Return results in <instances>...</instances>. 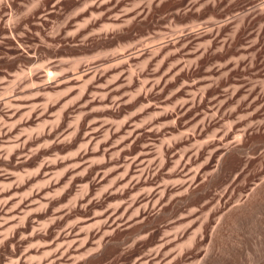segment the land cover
I'll return each instance as SVG.
<instances>
[{"label":"bare ground","instance_id":"bare-ground-1","mask_svg":"<svg viewBox=\"0 0 264 264\" xmlns=\"http://www.w3.org/2000/svg\"><path fill=\"white\" fill-rule=\"evenodd\" d=\"M104 1L105 2L101 1L99 3H95L94 5L93 3H90V5L91 7L93 6L94 9H99L101 8L100 3L107 2L106 0ZM109 1V3H111V0ZM117 1L116 3H119L121 0L119 2ZM139 1H137V3L134 2L132 7L130 6L131 11H129V7H120L125 9V11H123L124 13L117 12L118 16L120 15L119 18L123 14L122 19L124 23L122 24L121 22H116L117 24L113 23V20L115 19L114 17L117 16V14L115 15L113 13L114 15H109V20L112 18V16H114L112 23L119 26H116L117 30L115 29L116 31H118V33H121V31H123L124 33V30L131 29L136 23H138L137 25H139V22H143L145 24L151 23L153 22L154 18H156L157 15H155L154 12L160 5L161 0H145L148 2L145 6H137L145 2L144 0L141 3ZM199 1H189L190 3H187L186 7H178V9L176 10L180 11V9L182 10L186 8L184 13L185 16L199 15L200 9L204 5L205 7L203 8L210 10V13L212 12V14H216V16L217 14L221 13V9H219L218 6L219 2H216V0H210V2L209 0H207L202 3H200ZM243 1L245 0H232L234 9L237 10L239 6H243ZM58 2L56 0H51V5L45 9L42 8L44 9L43 13L39 12L37 20V24L39 25L38 29L41 28V24L43 26V23L47 22L54 15L56 11L54 8L58 4ZM127 3L129 5V3L131 2ZM173 3H175V1H173ZM245 4H247V2ZM125 5L127 4L125 3ZM115 6L118 7V5ZM136 6L139 7L138 10L133 11L134 8L137 9ZM251 7L249 6L248 8ZM107 8L106 11L109 10L110 12V8ZM159 8L161 9V6ZM85 9L87 8L85 7ZM176 10H174V15L177 16L179 12ZM81 11L83 14V12H86L88 10ZM92 11H90V14ZM204 11L207 13L206 10H203L202 12ZM58 13L60 14V12ZM97 13V17H100V14H102L101 11L100 13L96 12V15ZM172 13L173 11L170 12V15ZM237 13L240 12L238 11ZM75 14H81V12H77ZM94 14L90 15V18H87H94L96 16H93ZM182 14L183 12L181 13V15ZM214 15L212 16L214 17ZM76 16L77 15H75V19L77 18ZM118 16L116 18H118ZM228 16L230 17V15ZM11 17L12 15H9L6 12L0 13V22L3 24V26H1V29H3V31L7 29L11 30L13 29V27H15V25H13L14 23H12L14 22V19L12 20ZM97 17L95 19L96 21L98 19ZM84 18H82L83 21L89 20L87 18ZM231 18L233 20L230 19L228 21L231 22L232 20L231 23L233 25L232 27L230 26L231 33H228L227 36L226 34L223 35V31L227 25L218 23L220 21L217 22L219 25H215L216 27L214 28L210 27L211 29L209 28L207 30L205 29L207 27H204V29L201 28L202 30L199 28L200 31L197 30V32L195 33H202L198 35L189 34L191 31L194 32L195 28L193 29L191 27H188L186 29H188L189 31L190 28V31L187 32L189 35L186 34L185 36H181L185 34L184 32L186 29H183L182 32L184 34L180 32L181 35L176 36L175 34H178L182 29L177 30L178 32L176 30H173V32L171 31L168 33V31L171 30L170 28L166 31L167 34L170 35L172 33V35H175L178 38H176V40H173L175 36L172 38V35H170L172 41H170L171 38L169 37L170 40L168 42L166 40H168L169 38L165 40L166 42H163L164 40H161L165 39V37L167 36V34H165L166 32L163 31L162 28L161 30L158 29L159 31L157 30V32H155V30L153 32L157 34H159L158 32H160V35L161 33L165 32V35L163 34L164 38L162 36H157V40V37H155L156 34L154 35L151 33V35H148V37L154 36V41H156L157 43H154L151 46V43L154 42L153 40L149 42L150 40L148 39L146 40L148 42H142V40L138 39L137 41L138 46L141 45V43L144 46L143 43L145 42V46L150 44L151 49H149L150 46H146L149 50L144 46L142 48H145V50L143 49L142 51H140L141 53H139L138 51L140 49L139 47H137L138 51H136L138 52V54L137 52H135V50H131V54H133V52H135L136 54L130 55V53H128L129 56L127 55V59L125 57V60L123 61L121 60V58H118L119 61H116V58V63L114 60H112V57L115 55V51H117V54L120 55L119 49L121 50L122 48H116L114 46L117 50L113 47V50H111L112 56L110 57V59L106 57L107 49L106 51H104L105 55L103 54L104 52H100V57L99 54L98 57L94 56L95 60L97 58L101 59V57H105L104 60H102V63L97 64L98 68H95L96 65L95 67L91 66L92 68H95H93L94 70H88V65L86 63H88V61L90 60L88 58L86 59L87 56L85 57V55L83 62L87 60L85 63L87 67L84 66L87 68V70L84 67L83 69H81L80 61L82 60V58L79 57H77L78 59L74 57V60H71L72 67L70 65V68L75 69L74 71H71L72 73L63 72L67 70L70 71L69 66L67 70H63L66 69V66L64 68H62L63 66L61 67V70L63 71L59 70V72H57V70H55V72H57L55 73V76L50 75L53 69L56 68L53 65L46 67V71L44 70L43 73L44 75H38L35 74V72H33L34 74L25 73L27 71L23 72L22 69L21 75L22 73H25L23 77L26 81H30V83L33 84H31L32 87L36 84L41 83V81L38 82L36 80H40L42 78L52 80L54 79L53 82L51 81L54 84L50 86H43V83L40 84L41 86L37 85L38 87L36 89L38 91H36L35 89L34 94L29 93L30 99H28V94H26V96H24L23 94V96L26 98L28 96L27 99L23 96H20L21 100L23 101H21L20 98H18L19 96L17 97V95L15 94L16 98L19 100L16 101L14 97V106L13 103H8L9 100H7V102H3L4 104L7 103L5 106H8L9 104V106L11 105V107H13H10V109L8 110H4L5 112L2 113L4 116L2 118L3 124H0V151H2L3 147L5 149L4 154H0V166H2L0 168H4L3 170L6 171L4 173L0 171V264H80L78 262V259L81 256L84 257V255L86 258V254L88 255V253L89 255L87 257L92 256L95 257V259L110 252H115L117 253L115 254L116 256H120V249L122 244L130 239V236L134 231H136L137 229L141 230L140 234L136 233L137 235H139H136L137 240L133 238L135 241L140 240L139 238L142 239L140 235L145 238L147 234L149 235V233L147 232L146 236H144L143 234L145 233L141 234L142 231L149 230L150 228L148 226L151 223V225L153 226L155 220L164 216L163 214H167L169 204L179 205L182 203L184 205H187L186 203L191 200H203L205 193L208 191L207 187L211 190L212 186L210 187V183H212L215 179L222 180V176L227 171L233 172V175L231 174L232 177L227 184L228 188L223 187L225 189H223L218 194L214 193L216 195L213 194L214 196H211L212 199L210 197L208 198L209 201L211 199L210 203L213 205L208 210L209 213L206 211V214L208 213V215L205 216V218L202 216L203 219L200 222L201 225L199 224L195 227V220L197 221V219H199V216L197 218L198 212H195L193 210L199 211V208L195 209L198 207V205L197 207H195L196 205L193 204L194 206L191 207L192 209L190 207L188 209V212H190L189 214H183L181 212V214L184 215L182 216L179 213L181 215H179L180 217H187L189 215V218H191L190 221H192V223L190 221L189 222L192 224V226H190L191 224L189 223L190 227H186L188 221L187 223H185V226L183 225L184 223L180 224L179 227L181 228L179 229H182L183 226L187 229L185 230L183 228V231L178 229L179 231H182L180 235L175 233L174 238H169V230L167 231L168 233L166 237L161 236L163 238H158V244H156L155 247L153 246L154 249L151 247V250V248L149 247L148 249L150 251L147 253H132L128 258L121 259L118 264H175L176 260L178 259L177 257H179L178 255H184L185 251L183 252L182 250L183 247L186 246V243L187 246L189 245L188 248L201 243V239L204 237L197 236L195 232L200 233V231L204 229L203 231L206 233L209 226V220H207L206 217L210 218L209 216L219 214L220 217L218 218H223V222L227 227L232 223L237 224L235 222L241 220L242 216L246 215L247 213L249 215V212L254 209L255 205V210L258 207V204L261 205V200L264 199V175L261 176V172H258L256 174L259 175V178L257 180L254 179V182L252 183L248 182L249 179L247 166L253 161L254 158L253 155H250L253 153L251 149H254L251 147L252 145L248 150L252 134L258 133L261 131V129L264 128V55L262 54V48L264 45V0L259 1L253 6V8L247 9L242 14H236ZM172 19L174 18L172 17ZM100 20H102V18ZM159 20L160 17L157 20V23ZM19 21L20 19L15 21L16 26L19 25ZM83 21H81L80 19L81 23H78L79 21L76 20V23L74 21V25H76L77 23L78 26L84 24ZM215 21H217V19L215 20V18H213L212 22H214V24L216 23ZM228 21L223 22V20H221L222 23H226ZM68 22L65 23L67 24ZM87 22H85L84 26L87 25ZM110 22L106 23H109L110 25ZM103 23H101V25ZM106 23L103 24L105 28L109 26L106 25ZM143 23L140 24L143 25ZM66 24H64L65 28L67 27ZM89 24L91 25L93 24V22L90 21ZM250 24H257V28H255L256 30H252L254 33H251L252 31L248 29V26ZM114 25H111L110 27ZM209 25H212L211 21ZM81 26L83 27V25ZM81 26L77 27L76 25V28H79L76 31H74L75 29L68 31H73L74 34H78L80 33V30L87 29V27H83L85 28L83 29ZM43 27H45V25ZM62 28L60 27L61 32ZM92 29L93 33L95 32V30H97L95 28ZM106 30L103 31L105 32ZM68 31L63 32L62 36L60 37V41L66 44L73 41L75 36L72 32L69 33ZM174 31L177 33H175ZM100 32L98 33L100 34ZM104 32H101V34ZM107 33L105 34L107 35ZM21 34L23 35V33ZM55 35L57 36L59 35V33L47 36V40L49 42H52L56 39ZM86 35H89V31ZM86 35H82L84 44L86 41L85 38L88 37H86ZM92 35L93 34H91V36ZM134 35L135 34H133V36ZM244 35H254L255 38L252 40L250 39L251 41L247 40L249 42L247 43V41H245L246 43L243 44V38L247 37H243ZM107 37H105L106 40ZM113 37L115 38L114 35ZM140 38L144 40L145 36L144 38L140 36ZM41 39L43 40V38ZM119 39L118 41H120ZM13 40L15 41V44L14 46H11V53L13 55L12 57L15 61L17 60L19 62H30L29 60H33L37 50L42 47V45L41 47L38 45L39 43L35 44L34 42V44L30 45L25 44L23 36L21 35H18V37L14 36ZM44 40H46L45 37ZM106 40H103L105 41V44ZM110 40L112 39H109L108 41ZM159 40L161 41L160 44L158 42ZM202 40H207V42L203 41L202 44ZM140 41L141 43H139ZM44 42L46 43L47 41ZM49 42L47 43L49 44ZM137 42L136 40L133 41V43L135 44ZM162 42L165 44H163ZM128 43H130L131 49L133 45H137L132 44L131 41H128ZM98 44L100 45V42ZM155 44L157 45V47L152 49ZM193 44H199V46L201 44L204 46V48L203 46H201V48L199 46L195 47V45L192 48ZM92 45L94 44L92 43ZM125 49L130 50V47H125ZM51 51H53V49ZM57 52L58 51H55L56 54ZM109 52L110 50L107 53L108 56L111 55V53ZM210 52L214 54V56H223V54L227 52H232L234 54H239V57L237 56V58L230 54L231 59L228 58V60L231 61L232 58H234L233 61L228 62V60H225V62L228 63L224 64V62L221 63L220 60V62H215V64L221 63L220 65L213 68L212 66H209L210 69L207 72L208 74H221L220 76H222L225 73V77L222 76V78H219L220 76H214L208 78V76L206 75L204 77H206L207 79H204V77L202 76L203 78L199 77L202 80L198 78L199 81L193 83H191L190 81H188L190 83H186L185 80L181 82L182 85H179V83L178 85L180 88H177V83L180 80L186 78V76H188L189 74H193L196 70V66L198 67L199 63L204 62V60H201V58L204 57L205 59L206 57H208V53L209 55L211 54ZM95 53H97V51ZM244 53L249 54H246L249 57L248 62H246L247 56ZM120 57L123 58V55ZM63 58L64 57H61L60 59L61 61H63L62 65L66 64L65 61L67 63H70L69 59L71 58H64L65 60ZM142 58L146 59L143 61H139V64L141 65L140 68L143 66L142 68L144 69H139L140 71L138 70L135 74V70L133 71V69H135L136 67L134 66L133 69H131V67L135 64L136 61ZM92 59L94 60V58ZM98 59L97 61H99ZM93 60L90 62H93ZM182 60L187 62L188 64H184ZM111 61H113V63H111ZM192 61H194V63H192ZM133 62L134 64H132ZM103 63H105L106 66L99 67V65H102ZM206 64H208V61ZM44 65L45 64H43V66ZM59 65L60 64H58V67ZM37 66L38 68H40L39 64ZM247 66H251L252 68L254 66L256 68L255 72H253L252 74L254 78H256L255 80L260 81L259 84L258 81H256L257 83H254L253 81L255 80L253 79L252 83L251 81L244 80L245 78L239 79L238 77H234L235 74L242 72L243 69L245 70ZM209 67L207 65L206 68L208 69ZM251 67L248 70H251ZM17 71L13 74L15 76H20V72ZM60 71L63 73H61ZM244 74L242 75L245 76ZM20 77L23 78L22 76ZM20 77L17 76L15 78H19L20 80ZM136 77H138V80ZM216 78L217 80L219 79V82H215L217 84L216 86H212L214 82H210L211 84L209 83L211 86L207 84L208 79H210V81H214L216 80ZM251 78H253L252 75ZM12 79H10L12 82H8L9 84H13L14 82L17 83V79L16 81ZM139 79H142L143 81L141 80L142 82H140ZM3 80H5L6 82L7 77ZM3 80L1 78L0 81L2 82ZM47 81L45 80L44 82ZM21 82H18L19 85L21 84ZM34 82H36V84ZM15 83V86L12 85L11 88H15L17 86ZM30 83H28L29 85L26 84L28 86H22L24 88H20L19 90H25V86L26 89L30 88V90H32V87H29L31 86ZM225 85L229 86V91L227 90V86L223 87ZM5 86L3 85V87H5L4 90H6H0V92L3 91L0 96L6 93L7 89L10 87L9 85ZM58 86L66 87L67 89H65L67 91L69 90L68 93L66 90L64 91L67 95L62 94V96L64 97L65 95V97L59 101L60 98L58 94H60L59 92L62 93V91H54L55 93H57L52 94L54 92L50 93L51 90L50 92L48 90L47 92L49 93V96L55 95L57 96L56 98H59L57 99L58 102L56 103V101L54 100L56 99L55 96H53L54 98L51 96V99H53L50 100V97L44 96L45 94H48L44 91V93L42 92L44 94L42 97H45L46 99L49 98L48 100L50 102L55 101V103L48 104L49 102L46 100L48 103L44 106L43 102H41L43 106L41 105L39 107L43 108H37V106H39L38 104H41L38 101L40 99L38 97L40 94L39 91L46 89L47 87L57 88ZM174 86H176V89H174L175 91L171 89ZM219 87H223L224 89L222 88L223 90H218ZM0 88L2 89V86ZM11 88L9 89L12 92L13 89L11 90ZM198 88H200V91H196ZM15 89H17V87ZM75 92H77V97H75V95L72 96ZM168 92H170V94ZM170 95L171 97H168ZM178 97L182 98V100L180 98L178 99ZM68 98L71 100L68 101ZM173 98H177V100L175 99V103L173 102L174 105H172L171 103L168 105L170 100ZM178 100L181 101L178 102ZM4 101H6V99ZM36 102L38 104H35ZM44 103L46 102L44 101ZM136 105H139V107H137L138 109L140 108V110L138 111L134 108V110H132L133 112H130V110ZM166 106L168 109H166ZM170 106L172 107L169 109ZM56 107H58V109H56L57 111L55 113L56 115H58L56 116V119L53 118L56 121L48 119L47 122L46 118L50 115L52 117L54 116L53 110ZM4 108L2 107V109ZM126 112H130L128 117L124 116ZM2 114L0 116V119L2 117ZM20 115H24L25 117L19 119V122H13L14 119ZM122 115V120L121 118L120 120L117 119L119 121L115 120V118H118ZM108 117H112V119L115 121L113 122V120L111 121L109 119V122ZM124 117H126V119H124ZM144 117L145 120L142 119ZM146 119L148 121H146ZM229 119H232V121H229ZM141 120L142 123H140ZM44 121H46V123ZM226 121H229L230 123L232 122V124ZM49 122L50 124L52 123L50 126ZM225 122L226 126L227 123H229L228 126L230 125L229 128L231 129L227 128L228 126L226 127L225 124L224 126L222 125ZM253 122H257V124L254 125L255 123ZM44 123L46 125L48 124L49 127L45 128L46 125ZM66 123L68 124L66 125ZM221 126H223L224 128L226 127L227 129L225 128V130L223 127V129H220L219 127ZM34 128L37 129V132L35 131V133H33V130H35ZM23 130L24 132H22ZM29 130H31L32 132H30ZM210 130L212 131V134H209L208 137V133L206 134V132ZM206 136L207 138H205ZM257 142L253 143L254 146H256ZM39 143H43L42 145L44 146H39ZM33 144H37V147L42 148L39 150L37 147H32ZM259 145H261V143ZM75 146L77 147L73 150ZM29 147L33 149L36 148V150L34 149L35 151L33 152V149H30L33 153H29L28 155V152L25 151H27ZM262 150L264 151V149L259 150L260 153H262ZM48 151H51V153L52 151H55V157L50 158V156L48 155ZM24 152L27 153V155ZM22 153H24L25 155H22ZM19 155H22V157L20 156L21 159L18 157ZM47 156L49 157V159H47ZM262 156H264V153H262L261 157ZM41 157H45L46 160ZM17 158H19L20 160L17 161ZM256 159L258 158L256 157ZM260 161L262 160L260 159ZM263 161L261 166H263ZM22 166H34V170L31 168L27 169L25 167L27 172L24 173L26 174L24 175L23 172H20L19 169ZM25 168H23V170H25ZM18 169L19 171L15 173V171ZM251 170L252 168L250 169V171ZM254 170L255 169H253V171ZM169 176L177 177L178 180L177 178H175V180L177 181H171L173 180V177L171 179L166 178L165 180H163L164 177ZM161 179L164 183L161 181ZM167 179L169 180L167 181ZM225 179L227 178L225 177ZM165 181H167L169 184ZM170 182L178 183H175V185H173L172 183V185H170ZM76 188L78 189L76 190ZM229 188L236 189L237 191L239 197L238 199L235 198L237 201L236 202L234 200L235 203H233L234 201L232 202L230 200L233 197H229L228 195L227 189ZM52 194H54V196L57 195V198L51 197ZM232 194L233 193H230L231 196ZM66 198H69L71 200V203L70 200L68 201L70 204L67 202L68 206H66L65 203V205L61 204ZM262 201L264 202V200ZM204 202V205L210 204ZM182 204L181 206H184ZM174 208L177 207L175 206ZM173 210L171 209V211ZM191 211L193 212L191 213ZM253 212H251V214ZM170 214L172 213L170 212ZM45 216H48L49 219L44 218ZM175 216L173 217V219L175 218ZM167 218H169V213ZM215 218L217 217L215 216ZM42 219L46 221H43ZM173 219L169 220V222H173ZM175 219L177 220V218ZM212 221L214 222L216 220ZM220 221L218 220V222ZM218 222L216 221V223ZM224 223L222 224V231L225 230ZM35 224H39L40 229L38 228L39 225L36 227ZM219 224L220 223H218V226L214 224V226L217 227L216 229H218V227L221 225ZM160 226L163 225L161 224ZM201 226L203 227L202 229ZM214 226H212V229ZM176 227H178V224ZM166 228L168 230V227ZM192 228H194V230ZM153 230L155 229L153 228ZM178 230L176 231L177 233ZM219 231L217 230V232H215L218 234ZM173 232L175 231L173 230ZM215 232L213 234H216ZM183 236L187 237L186 241L183 239L186 243L179 241L177 243L178 245L176 244L177 247L181 245V248L179 247V249L181 252H183V254H181L180 252V254H177L174 252L176 249V245H173L176 241V238L178 240ZM219 236L220 234H218L217 238L216 236L214 237L219 241ZM221 237H224V235H221ZM215 238H213V241H215ZM211 240L212 239L210 237L209 241ZM33 241H35V244H33ZM134 243L137 244L136 242ZM183 244L184 246H182ZM127 245L128 243H125V246ZM22 246H24V248H22ZM130 246L132 248L133 244ZM172 246L175 248H172ZM134 247L135 246H133L132 249H134ZM124 248L125 247H123V249ZM188 248L186 250H188ZM200 249L198 250L197 247L198 252L200 251ZM201 250L204 251L203 249ZM206 251L205 253L209 255L208 251L211 250H208L207 252ZM4 253L5 255L3 256ZM205 253L203 254L202 259H204V257L206 256ZM34 256L38 257L35 258ZM187 258H185V260ZM110 260H113V257ZM260 260H263V258ZM200 261H202L201 263H204V261H206V258L205 260L200 259ZM111 262L112 261H110V263ZM85 264H87V261Z\"/></svg>","mask_w":264,"mask_h":264},{"label":"rangeland","instance_id":"rangeland-1","mask_svg":"<svg viewBox=\"0 0 264 264\" xmlns=\"http://www.w3.org/2000/svg\"><path fill=\"white\" fill-rule=\"evenodd\" d=\"M57 2H58V4L56 5V7L54 8L55 10V13H54V15L47 21V22H45V23H43V26L45 25V27H43L42 26V24H41V28L40 29H38V24H37V20H38V15H39V12L40 13H43V11H44V9L45 8H48L50 5H51V0H0V13H2V12H6V13H8L9 15H12V20L14 21V22H12V21H10V22H12V23H14L13 25H15V27H13V29H7V30H4L3 31V29H1L2 27L1 26H3V24L0 22V80H1V78H2V80L3 79H5L6 77H7V80H6V82H5V80H3L1 83H0V87L2 86V89L0 88V90H3V91H5L4 90V88L6 87L5 85H9L8 87L9 88H11L12 87V85L13 86H15L14 85V83L12 84H9L10 82H12L10 79H14L15 77H20V76H24V74L25 73H33V72H35V74H38V75H44L43 73H44V70L46 71V67H48V66H54V67H56V68H54L53 69V71L51 72V76L52 75H56L55 73H57V72H59V70H61L62 68H64L65 66H66V69H63V70H67V68H68V66H69V68H70V65H71V60L73 61L74 60V57H79V58H82V60L80 61L81 62V69H83V67L84 66H86L87 67V65H88V70H91V69H93L94 67H95V65H96V67L95 68H98V66H97V64H99V63H102L103 61L102 60H104V58L105 57H101V59H98L99 61H97V59L95 60V57H98V54L101 52H104V51H106V49H107V53H108V51L110 50V52L109 53H111V50H113V47L115 46L116 48H122L121 50L119 49V51L121 52H119V54L120 55H118L117 54V51H115V49H114V51H115V55L112 57L113 59L112 60H114L115 61V59H116V61L118 60L119 61V59L121 58V60L123 61V60H125V57H126V59H127V57L129 56L128 55V53H130V55H134V54H136L135 52H137L138 51V49H137V47H139V53H141L140 51H142L143 49L145 50V48H147L148 46H150V44L149 45H146L145 46V42H148V41H146V40H150L149 42H151V40H155L154 38L155 37H159V36H162L163 38H164V36H163V34L167 31V30H169L170 28H171V30H169L168 31V33L169 32H173V30H181V31H179V33L180 32H182L183 31V29L185 30L186 28H188V27H191V28H195L194 30V32L193 31H191L189 34H191V35H198V34H200V33H202V32H199L200 31V29L202 28V29H204V27H207V28H205L206 30L207 29H209L210 27L211 28H214V27H216L217 25H219L218 23H220V24H226L227 26L225 27V29H224V31H223V35H225L226 34V36H227V34L228 33H231V28H230V26L232 27V16H234V15H236V14H242L243 12H245L247 9H251V8H253V6L255 5V4H257L259 1H261V0H245V1H243L242 3V5L243 6H239V8L237 9V10H235L234 9V7H233V5H232V0H231V2H230V0H216V2H219L218 3V6H219V9H221L220 10V14H217V16H216V14L214 15V14H212V12L210 13V10H207V9H205V8H203V7H205L203 4V6H202V8L200 9V12H199V15H186L185 16V10H186V8H184V9H180V11H178V10H176V9H178V7L179 8H181V7H186V5H187V3H190L191 1H193V0H161V2H160V5L158 6V8L161 6V9L159 8H157L156 9V11L154 12V14L155 15H157L156 16V18H154V20H153V22H151V23H148V24H145V23H143V22H139V25H137L138 23H136V24H134V26L131 28V29H129V30H124L125 32L123 33V31H121V33L119 32L118 33V31H116L117 30V28H116V26H118V25H114L116 22L117 23H120L121 22V24L122 23H124L123 22V19H122V15H121V17L119 18V16H118V14H117V12H119V13H124L123 11H125V9H123V8H125V7H129V11H131V8H130V6L132 7V5H133V3L135 2V3H137V1H139V0H119V1H117V0H111V3H109L110 1L109 0H106L107 2V5H106V3H103V2H105L104 0H95V2H94V0H56ZM101 1H103L102 3H100L101 4V8H99V9H94L93 8V6L91 7V5H90V3L92 4L93 3V5L95 4V3H99V2H101ZM116 1L117 2H119V3H116ZM123 1V2H122ZM143 1V0H142ZM142 1H139L140 3L142 2ZM145 1V0H144ZM148 1V0H147ZM147 1H145V2H143L142 4H140V5H137V6H145L148 2ZM173 1H175V3H173ZM190 1V2H189ZM194 1H197V0H194ZM199 1V0H198ZM204 1H207V0H200L199 2L200 3H202V2H204ZM213 1V0H212ZM211 1V2H212ZM221 1V2H220ZM248 1H249V3H248ZM5 2V3H4ZM127 2H131V3H129V5H128V3ZM209 2H210V0H209ZM247 2V4H245ZM253 2V3H252ZM4 3V4H3ZM125 3L127 4V5H125ZM161 3H162V5H161ZM178 3V4H177ZM85 5V6H84ZM89 5V6H88ZM103 5V6H102ZM115 6V5H118V7L117 6H115V7H113V6ZM253 5V6H252ZM7 6V7H6ZM60 6V7H59ZM113 8H112V7ZM122 6H124L123 8H120V7H122ZM136 6V7H137ZM200 6V7H201ZM251 7V8H248V7ZM85 7L87 8V9H85ZM107 7H109L110 8V12H109V10H107L106 11V8ZM224 7V8H223ZM42 8H44V9H42ZM82 8V9H81ZM84 8V9H83ZM89 8V9H88ZM109 8H107V9H109ZM111 8H112V10H111ZM138 8L139 7H137V9H133V11L134 10H138ZM227 8V9H226ZM1 9H2V11H1ZM58 9H59V11H58ZM93 11H92V10ZM118 9H119V11H118ZM121 9V10H120ZM206 10L207 11V13L204 11V12H202L203 10ZM241 9V10H240ZM5 10V11H4ZM81 10H88V11H86V12H83V14H82V11ZM104 10H105V12H104ZM174 10H176V11H178L179 12V14L176 16V15H174ZM244 10V11H243ZM90 11H92V12H94V13H92L91 12V14H90ZM100 11L102 12V14H100V17H97L98 16V13H97V15H96V12H99L100 13ZM126 11H128V10H126ZM173 11V13L170 15V12H172ZM240 12V13H237V12ZM57 12V13H56ZM58 12H60V14L58 13ZM79 13V12H81V14H75V13ZM104 12V13H103ZM116 12V13H115ZM169 12V13H168ZM183 12V14L181 15V13ZM201 12H202V14H201ZM230 14H229V13ZM232 12V13H231ZM236 12V13H235ZM117 14V16H118V18H116L117 16H112V18L110 19L111 20V22H110V20H109V15L111 14ZM162 15H161V14ZM224 13V14H223ZM226 13V14H225ZM234 13V14H233ZM77 15L76 17V19H75V15ZM92 14H94L93 16H95L94 18L92 17L91 19H93V20H91V19H89L90 18V15H92ZM104 14V15H103ZM113 14V15H114ZM159 14V15H158ZM187 14V13H186ZM222 14V15H221ZM103 15V16H102ZM155 15H154V17H155ZM161 15V16H160ZM170 15V16H169ZM203 15V16H202ZM212 15H214V17L212 16ZM227 15V16H226ZM228 15H230V17L228 16ZM26 16V17H25ZM34 16V17H33ZM72 16V17H71ZM73 16H74V18H73ZM84 16H85V18H84ZM175 16V17H174ZM179 16V17H178ZM196 16V17H195ZM199 16V17H198ZM210 16V17H209ZM14 17V18H13ZM24 17V18H23ZM71 19H69V18ZM87 17H89V18H87ZM96 17L98 18L97 19V21L95 20L96 19ZM113 17L117 20H113ZM159 17H160V20L158 21V23H157V20L159 19ZM172 17L174 18V19H172ZM180 17H182V18H180ZM194 17V18H193ZM198 17V18H197ZM221 17H222V19H221ZM229 17V18H228ZM11 18H10V20H11ZM18 18V19H17ZM56 18V19H55ZM82 18H84V19H89L91 22H93V24H89L90 23V21L89 20H85V21H83L82 20ZM102 18V20H100ZM108 18V19H107ZM158 18V19H157ZM162 18V19H161ZM184 18V19H183ZM213 18H215V20L217 19V21H215L216 23L218 22V21H220V22H218L217 24L215 23L214 24V22H212L213 21ZM20 19V23H19V25H17L16 26V23H15V21H17V20H19ZM54 21H53V20ZM80 19H81V21H83V23L85 24V22H87V21H89V22H87L86 24L89 26H84V24H81V25H83V27H87V29H85V28H83L81 25H79L78 26V23H81L80 22ZM121 19V20H120ZM170 19H172V20H170ZM220 19V20H219ZM225 19V20H224ZM230 19H232L231 20V22H229L228 20H230ZM22 20V21H21ZM35 20V21H34ZM70 20V21H69ZM76 20L77 21H79L76 25H77V27H82L83 29H85V30H80V33H78V34H74V32L73 31H68V30H73V29H75L74 31H76L77 29H79V28H76V25H74V21H75V23H76ZM112 20H113V23H112ZM174 20V21H173ZM221 20H223V22H225V21H228V22H226V23H222L221 22ZM69 21V22H68ZM210 21H211V24L212 25H209L210 24ZM36 22V23H35ZM63 22V23H62ZM65 22H68L67 24L65 23ZM106 23V22H110L111 24L109 25V23H106V25H109V26H107V28H105L104 27V23ZM207 22H209V23H207ZM34 23V24H33ZM53 23H54V25H53ZM94 23H96V24H94ZM100 23V24H99ZM101 23H103L102 25H101ZM116 23V24H117ZM140 23H143V25L142 24H140ZM155 25H154V24ZM228 23V24H227ZM64 24H66V28H65V26H64ZM164 24V25H163ZM188 24V25H187ZM62 25H63V28H62ZM69 25V26H68ZM72 25H74V26H72ZM105 25V26H106ZM111 25H114V26H112L113 28H114V30H113V28L112 27H110ZM142 25V26H141ZM148 25V26H147ZM158 25V26H157ZM180 25H181V27H180ZM193 25V26H192ZM207 25V26H206ZM209 25V26H208ZM214 25V26H213ZM216 25V26H215ZM50 26V27H49ZM53 26V27H52ZM92 26V27H91ZM137 26V27H136ZM165 26H167V27H165ZM169 26V27H168ZM176 28H175V27ZM195 26V27H194ZM255 26V27H254ZM55 27V28H54ZM60 27L62 28V32H61V29H60ZM103 27V28H102ZM119 27V26H118ZM149 27V28H148ZM250 27V28H249ZM252 27V28H251ZM70 28V29H69ZM72 28V29H71ZM90 28V29H89ZM92 28H95V29H97V30H95V32H96V34H95V32L93 33V29ZM110 28V29H109ZM111 28H112V30H111ZM161 28H162V30L163 31H165L164 33H161V35H160V32H158L159 34H157V33H155V32H157V30L159 29V30H161ZM168 28V29H167ZM200 28V29H199ZM210 28V29H211ZM255 28H257V24H250L249 26H248V29L250 30V31H252L253 29L254 30H256ZM66 29V30H65ZM81 29V28H80ZM107 29V30H106ZM119 29V28H118ZM135 31H134V30ZM148 29V30H147ZM201 29V30H202ZM104 32L103 30H106L104 33H102L101 34V32ZM156 30V31H155ZM158 30V31H159ZM192 30V29H191ZM197 30H199L198 32V34L197 33H195V32H197ZM205 30V31H206ZM253 30V31H254ZM59 31V32H58ZM66 31H68L69 33H73L75 36H74V39H73V41H71L70 43H63L62 41H60V37L62 36V34H63V32H66ZM88 31H89V35H86L87 33H88ZM90 31H91V34H93L92 36H91V34H90ZM153 31H155V32H153ZM189 31H190V28H189ZM188 31V29H186L185 30V34L184 35H181V33L179 34H175L176 36H178V35H181V36H185L186 34H188L187 32H189ZM251 32V33H254V32ZM3 32V33H2ZM60 32H61V35H60ZM77 32H79V31H77ZM98 32H100V34H101V36H100V34L98 33ZM110 32V33H109ZM114 32V33H113ZM115 32H117V33H115ZM137 32V33H136ZM175 32V31H174ZM178 32V31H177ZM177 32H175V33H177ZM203 32H204V30H203ZM5 33V34H4ZM20 33V34H19ZM21 33H23V35L21 34ZM48 33V34H47ZM57 33H59V35H55V37H56V39L55 40H53L51 43L47 40V36H50V35H54V34H57ZM76 33V32H75ZM105 33H107V35H108V37H107V35L105 34ZM124 35H123V34ZM127 33V34H126ZM138 33H139V35H138ZM151 33L152 34H156V36L154 37V36H149L148 37V35L150 34L151 35ZM193 33H195V34H193ZM13 34V35H12ZM133 34H135L134 36H133ZM165 34H167V32L165 33ZM164 34V35H165ZM188 34V35H189ZM18 35L20 36H23V40H24V43L25 44H36V43H39L38 45L41 47V45H42V47L41 48H39L38 50H37V52H38V54H37V52H36V55H34V58H33V60H29L30 62H28V61H21V62H19V61H15L14 59H13V55H12V53H11V46H14V44H15V41L13 40L14 39V36L15 37H18ZM39 35V36H38ZM82 35L84 36V35H86V37L87 38H85V44H84V41H83V37H82ZM110 35V36H109ZM113 35L115 36V38L113 37ZM170 35H172V33L170 34ZM170 35L169 34H167V38L165 37V39H161L163 42H168L169 40H170V38L172 37H174L175 35H172L171 37H170ZM77 36V37H76ZM89 36H91V37H89ZM97 36V37H96ZM119 36V37H118ZM140 36H142L143 38H144V36H145V39L143 40L142 38H140ZM146 36H147V38H146ZM174 37L173 38V40H176V38H178V37ZM245 36H247L246 38H243V44H245L246 42L245 41H247V40H252V39H254L255 37H254V35H244L243 37H245ZM44 37H45V39L46 40H44ZM99 37V38H98ZM105 37H107V40H106V38ZM113 37V38H112ZM134 39H133V38ZM158 37L156 38V40L158 39ZM161 37V38H162ZM170 37V38H169ZM180 37V36H179ZM263 37H264V35H263ZM41 38H43V40L41 39ZM80 38V39H79ZM81 38H82V40H81ZM105 38V39H104ZM120 38V39H119ZM169 38V39H168ZM172 38H171V40L170 41H172ZM98 39V40H97ZM109 39H112V40H110V41H108ZM118 39L120 40V41H118ZM129 39V40H128ZM138 39H140V40H142V42L143 41H145L143 44H144V46H145V48H142V47H144L143 45H142V43H141V41L139 42V43H141V45H139L138 46ZM160 39V38H159ZM166 39H168V40H166ZM76 42H75V41ZM103 40H106V44H105V41H103ZM136 40V44L135 43H133V41H135ZM166 40V41H165ZM250 40V41H251ZM44 41H47V42H49V44L46 42H44ZM58 41V42H57ZM88 41V42H87ZM128 41H131V43L132 44H135L136 46H132V49H131V45H130V43H128ZM203 41L204 42H207V40H202L201 42H202V44H203ZM34 42V43H33ZM94 44V45H92V43ZM95 42V43H94ZM100 42V45L98 44ZM102 42V43H101ZM120 42V43H119ZM125 42H126V44H125ZM159 42V44H160V40L158 41ZM162 42V43H163ZM200 42V43H201ZM249 41H247V43H248ZM59 43H60V45H59ZM74 43V44H73ZM154 43H157L156 41H154V42H152L151 43V46L154 44ZM161 43V44H162ZM53 44V45H52ZM54 44H56V45H54ZM58 44V45H57ZM61 44H62V46H61ZM66 44V45H65ZM80 44V45H79ZM84 44V45H83ZM118 44V45H117ZM125 44V45H124ZM163 44H165V43H163ZM162 44V45H163ZM204 44H206V43H204ZM52 45V46H51ZM77 45V46H76ZM88 45V46H87ZM103 45V46H102ZM123 45V46H122ZM128 45H130V46H128ZM195 45V47H198L199 46V44H193L192 45V48H193V46ZM208 45V44H207ZM206 45V46H207ZM46 46H48V47H46ZM54 46V47H53ZM60 46H61V49H60ZM98 48H97V47ZM122 46V47H121ZM126 48H128V47H130V50L129 49H125V47ZM128 46V47H127ZM140 46H141V48H140ZM151 46L149 47V49H151ZM160 46V45H159ZM201 46H203V45H201L200 44V48H201ZM56 47V48H55ZM59 47V48H58ZM96 47V48H95ZM101 47V48H100ZM109 47V48H108ZM110 47H112V48H110ZM134 47V48H133ZM155 47H157V45L155 44L153 47H152V49H154ZM53 49V51H51L52 49ZM85 48V49H84ZM203 48H204V46H203ZM58 49V50H57ZM102 49H103V51H102ZM148 49V48H147ZM148 49V50H149ZM264 45H263V48H262V54L264 55ZM42 50V51H41ZM89 50V51H88ZM99 50H101V51H99ZM117 50V49H116ZM131 50H135V52H133V54H131L132 52H131ZM137 50V51H136ZM41 51V52H40ZM45 53H44V52ZM55 51H58L57 52V54L55 53ZM97 51V53H95ZM99 51V52H98ZM40 52V53H39ZM138 52H137V54H138ZM10 55H9V54ZM88 53V54H87ZM100 53V54H101ZM107 53H106V57H108L109 59H110V57L112 56V53H111V55H107ZM211 53V52H210ZM50 54V55H49ZM55 54V55H54ZM93 54V55H92ZM97 54V55H96ZM99 54V57L101 56ZM104 55H105V52L103 53ZM230 54H232L234 57H239V54H234V53H232V52H227V53H225V54H223V56H219V55H215L214 56V54H210L209 55V53H208V57H206L205 59H204V57L203 58H201V60H204V62L203 63H199L198 64V67L196 66V70H195V72L193 73V74H189L188 76H186V78H184V79H182V80H180L178 83H177V85L179 84V85H182L181 84V82H183V81H185L186 80V83H193V82H198L199 80H198V78L200 77H204V76H208V78L209 77H217V76H220L221 74H216V75H210V74H208L207 72L209 71V69H210V67L209 66H212V68L213 67H216V66H218V65H220L221 63H223L224 62V64H226V63H228V62H231V61H233V59L234 58H232V60L230 61V60H228V58H230L231 59V55ZM245 55L247 54V55H249L248 53H244ZM41 55V56H40ZM53 55V56H52ZM63 55V56H62ZM84 55H85V57H86V59L88 58L90 61H92L93 59L92 58H94V60H93V62H90V61H88V63H86V61H84L83 62V59L85 58L84 57ZM104 55H102V56H104ZM123 55V58L122 57H120V56H122ZM128 55V56H127ZM244 55V56H245ZM246 55V56H247ZM51 56H52V58H51ZM81 56H83V57H81ZM95 56V57H94ZM212 56H214V57H212ZM232 56V57H233ZM50 57V58H49ZM60 57V58H59ZM61 57H64V58H71V59H69V61H70V63H67L66 61H65V65H62V63H63V61H61L60 59H61ZM237 57V58H238ZM241 57V56H240ZM243 57V56H242ZM55 58V59H54ZM63 58V59H64ZM119 58V59H118ZM210 58V59H209ZM216 58H217V60H216ZM245 58V57H244ZM49 59V60H48ZM59 59V60H58ZM78 59V58H77ZM146 59V58H145ZM145 59H139L138 61H136L135 62V64L136 65H139V66H136L135 64H134V62L132 63V64H134V65H132V67H131V69H133V67L135 66L136 68L135 69H133V71H134V73L136 74L137 73V71L140 69V70H142V69H144V68H140V64H139V61H143V60H145ZM181 59V58H180ZM200 59V58H199ZM236 59V58H235ZM246 59V58H245ZM248 59H249V57L247 56V59H246V62H248ZM37 60V61H36ZM53 61V62H51V61ZM58 60V61H57ZM65 60V59H64ZM101 60V61H100ZM216 60V61H215ZM220 60H221V63H218V64H215V62H217V61H219L220 62ZM225 60L227 61L228 60V62H225ZM15 61V62H14ZM33 61V62H32ZM47 63H46V62ZM50 61V62H49ZM68 61V62H69ZM115 61V62H116ZM207 61H208V64H206L207 63ZM212 61V62H211ZM25 62V63H24ZM43 62V63H42ZM60 62V63H59ZM97 62V63H96ZM182 62H184V64H188L187 62H185V61H183L182 60ZM212 64H211V63ZM36 63V64H35ZM50 63V64H49ZM83 63V64H82ZM87 65H86V64ZM109 63H110V61H109ZM109 63H106V64H109ZM111 63H113V61H111ZM117 63V62H116ZM142 63H145V62H142ZM192 63H194V61H192ZM39 64V67L40 68H38V65ZM42 64V65H41ZM43 64H45L44 66H43ZM46 64H48V65H46ZM54 64H56V65H54ZM58 64H60L59 65V67H58ZM85 64V65H84ZM93 64V65H92ZM210 64V65H209ZM41 65V66H40ZM207 65H208V69L206 68L207 67ZM214 65V66H213ZM223 65V64H222ZM38 68H36V67ZM63 66V67H62ZM89 66H90V69H89ZM91 66H94L93 68L91 67ZM102 67V66H106L105 65V63H103L102 65H99V67ZM144 66H145V64H144ZM201 66V67H200ZM206 66V67H205ZM34 67V68H33ZM41 67H43V68H41ZM62 67V68H61ZM71 67H72V65H71ZM86 67H84L86 70H87V68ZM200 67V68H199ZM251 67V66H250ZM250 67H246L245 68V70L243 69V71L242 72H239V73H237V74H235L234 75V77H238L239 79L240 78H242V79H244V80H247V81H253V80H255L256 78H254V76H253V72H255V67L253 66V68L251 67V70H248V69H250ZM33 68V69H32ZM94 68V69H95ZM145 68H146V66H145ZM206 68V69H205ZM22 69H23V72L24 71H27V72H25V73H22V75H21V72H22ZM84 69V70H85ZM93 69V70H94ZM198 69H200V70H198ZM18 70V71H17ZM39 70H40V72H39ZM55 70H57V72H55ZM63 70H61V71H63ZM75 69H71L70 68V71L69 70H67V71H63V72H65V73H70L71 71H74ZM139 70V71H140ZM204 70V71H203ZM248 70V71H247ZM16 71L17 72H20V76L19 75H17V76H15L13 73H16ZM29 71V72H28ZM31 71V72H30ZM37 71V72H36ZM60 71V72H61ZM203 71V72H202ZM206 71V72H205ZM245 71V72H244ZM252 71V72H251ZM9 72V73H8ZM63 72H61V73H63ZM197 72V73H196ZM11 73H12V75H11ZM60 73V74H61ZM72 73V72H71ZM245 73V74H244ZM4 74H5V76H4ZM10 74V75H9ZM34 74V73H33ZM223 74V73H222ZM242 74H244L245 76H243ZM26 75H28V74H26ZM59 75V74H58ZM193 76V79H192V76ZM201 75V76H200ZM225 75V73L222 75L223 77H225L224 76ZM251 75H252V77L253 78H251ZM222 76H220L219 78H222ZM189 77V78H188ZM197 77V78H196ZM202 77V78H203ZM249 77H250V79H249ZM21 78V77H20ZM25 78H26V76H25ZM137 78V80H138V77H136ZM139 78H141V77H139ZM199 78V79H200ZM206 77H204V79H205ZM10 81H9V80ZM12 79V80H13ZM16 79L18 80L17 81V83L19 82H21V84L19 85V83L17 84V83H15L17 86V89H15V88H11V90H12V92L10 91V89L8 88L7 89V92L6 93H4L3 95H1L0 96V109H1V111H0V116H1V114L3 113V112H5L4 110H8V109H10V107H11V105L9 106V104H8V106H5L7 103H3V102H7V100H9L8 101V103L10 102V104H12L13 103V106H14V102H15V99H16V101L17 100H19V99H17L16 98V95H17V97L18 98H20V100H21V97L23 96V94H24V96H26V94H28V96H29V93L31 94H34V92H35V89L38 87L37 85H39V86H41L40 84H44L43 86H46V85H48V86H50V85H53L54 83H52L53 82V80L52 79H44V78H42V79H40V80H36V81H38V82H40L41 81V83H39V84H36V82H34L35 84V86H33L32 87V83H30V81L28 82V81H26L25 79H24V77L23 78H21V79H23V80H19V78H15L14 80L16 81ZM44 79V80H43ZM143 79V78H142ZM141 79V80H142ZM196 79V80H195ZM203 79V80H204ZM207 79V78H206ZM210 79H212V78H210ZM210 79H208L207 80V84H209L210 82L211 83H213L212 84V86L214 85V86H216L217 84L215 83L216 81H218L217 80V78H216V80H211L210 81ZM253 79V80H252ZM47 81V82H44V81ZM140 80V79H139ZM140 80V82H142ZM195 80V81H194ZM200 80H202V79H200ZM52 81V82H51ZM188 81H190V82H188ZM256 81H258V84H259V80H255V81H253L254 83H257ZM9 82V83H8ZM219 82V81H218ZM217 82V83H218ZM252 82V83H253ZM28 83H30V85L31 86H29V87H32V90H30V88L27 90L26 89V86H28L29 84ZM185 83V84H186ZM210 83V84H211ZM2 84V85H1ZM26 84H28V85H26ZM184 84V83H183ZM209 84V85H210ZM3 85L5 86V87H3ZM18 85H19V87H18ZM24 85H26L25 86V90H23L24 91V93H23V91L21 90H19L20 88L22 89V88H24V87H22V86H24ZM179 85L177 86V88L179 87ZM211 86V85H210ZM227 86V88L229 87L228 85H225V86H223V87H226ZM35 87V88H34ZM175 87V88H174ZM173 88H171L172 90H174V89H176V86H174ZM223 87H219L218 88V90H223L224 88ZM34 88V89H33ZM54 88V89H53ZM64 88V89H63ZM66 87H64V86H58L57 88L56 87H47L46 89H43V90H40L39 92H40V94H39V102L41 103V102H43V105L45 106V104H47L48 102V104H52V103H55V101H56V103L58 102V100L57 99H59V101L62 99V98H64L65 97V95H64V97L62 96V94H66V92H64L66 89H65ZM180 88V87H179ZM223 88V89H222ZM14 89H15V91H14ZM58 89V90H57ZM63 89V90H62ZM226 89V88H225ZM8 90H9V92H8ZM18 90H19V92H18ZM26 90H27V92H26ZM49 90V92H50V90H51V92L50 93H52V92H54V91H59V90H61L62 91V93L61 92H59L60 94H58L59 95V98H56L57 96H55V95H53V96H55V98L56 99H54L55 101H49L48 99L49 98H45V97H42L44 94V91H45V93L47 92ZM171 90V91H172ZM228 91H229V88L227 89ZM3 91L2 92H0V94L1 93H3ZM29 91V92H28ZM36 91H38L37 89H36ZM67 91V90H66ZM69 91V90H68ZM68 91H67V93H68ZM170 91V92H171ZM175 91V90H174ZM196 91H200V88H198ZM43 92V93H42ZM56 92V93H57ZM170 92H168L169 94H170ZM48 93V92H47ZM55 92L54 93H52V94H56ZM223 93V92H222ZM16 94V95H15ZM21 94V95H20ZM36 94H37V92H36ZM35 94V95H36ZM42 94V95H41ZM76 94H77V92H75L72 96H74L75 95V97H77L76 96ZM169 94H167V95H169ZM173 94V93H172ZM171 94V95H172ZM51 95V94H50ZM67 95V94H66ZM171 95L170 96H168V97H171ZM21 96V97H20ZM23 96V97H24ZM28 96H27V98H28ZM44 96H48V97H50V100H52L51 99V96H49V93L46 95H44ZM60 96H62V97H60ZM71 96V97H72ZM173 96V95H172ZM13 99H12V98ZM14 97H15V99H14ZM37 97V96H36ZM74 97V98H75ZM9 98V99H8ZM11 98V99H10ZM24 98H26V97H24ZM26 98V99H27ZM33 98V97H32ZM44 98V99H43ZM180 97H178V99H179ZM6 99V101H4V100ZM23 99V98H22ZM26 99H24V100H26ZM28 99H30V96H29V98ZM177 100V98H173V99H171L170 100V102L168 103V105L171 103L172 105H174L173 104V102L175 103V101ZM181 100H182V98H180ZM48 102H47V101ZM69 100H71V99H69L68 98V101ZM73 100H75V99H73ZM174 100V101H173ZM181 100H178V102H180ZM12 101V102H11ZM21 101H23V100H21ZM37 101V102H38ZM44 101L46 102V103H44ZM35 103V104H38V103ZM73 102V101H72ZM71 103V102H70ZM2 105H4V106H2ZM39 106H37V108H39L41 105H42V103L41 104H38ZM42 105V106H43ZM12 106V107H13ZM139 107V105H136V106H134L131 110H130V112L132 111V110H134V108H135V110H140V108L138 109V107ZM2 107L4 108V107H7V108H4V109H2ZM11 107V108H12ZM172 106H170L169 107V109L171 108ZM41 108H43V107H41ZM41 108H39V109H41ZM137 108V109H136ZM56 109H58V107H56L54 110H53V112H51V113H53V117L50 115V116H48L46 119H47V122H48V119H50V120H55L56 119V116L58 115H56ZM166 109H168L167 108V106H166ZM130 112H126L125 113V115L124 116H129V113ZM133 112V111H132ZM134 113H135V111H134ZM126 114H128V115H126ZM123 115L122 116H120V117H118V118H115V120H117V119H119L120 120V118H121V120H122V118H123ZM154 116V115H153ZM4 116H3V114H2V117H1V123L0 124H3V118ZM22 117H25L24 115L22 116V115H20V116H18V117H16L15 119H14V121L13 122H19V119H21ZM147 117V116H146ZM151 117H152V115H151ZM17 118H18V120H17ZM53 118H55V119H53ZM150 118V117H149ZM58 119V118H57ZM112 121L113 119H112V117H108V121L110 122V120ZM124 119H126V117H124ZM143 120H145V117L144 118H142ZM232 119H235V118H232ZM232 119H229V121H232ZM16 120V121H15ZM115 120H113V122L115 121ZM119 120H117V121H119ZM56 121V120H55ZM146 121H148L147 119H146ZM229 121H226V122H229ZM45 123H46V121H44ZM226 122L225 123H223L222 125L224 126V124H225V126H226ZM44 123V124H45ZM69 123V122H68ZM68 123H66V125L68 124ZM140 123H142V120H141V122ZM143 123H144V121H143ZM230 123V122H229ZM229 123H227V126H228V124ZM253 123H255L254 125H256L257 124V122H253ZM5 124V123H4ZM6 124H8V123H6ZM14 124H17V123H14ZM52 124V123H51ZM50 124V122H49V126L51 125ZM53 124H54V122H53ZM71 124V123H70ZM230 124H232V122L230 123ZM46 125V124H45ZM44 125V126H45ZM48 126V124L46 125V127L45 128H47V127H49ZM223 126H221V127H219L220 129H223L224 127ZM226 126V127H227ZM230 126V125H229ZM229 126L227 127V128H229ZM223 127V128H222ZM225 127V128H226ZM224 128V129H225ZM226 128V129H227ZM35 129V128H34ZM225 129V130H226ZM229 129H231V128H229ZM228 129V130H229ZM33 130V129H32ZM37 129H35V130H33V133H35V131H36ZM264 128L263 129H261V131L260 132H258V133H254V134H252V137H251V141H250V144H249V148H248V150L250 149V146L252 147V148H254V149H251L252 150V154H250L251 156L253 155V161L247 166V171H248V179H249V181L248 182H250V183H252V182H254V179H258L259 178V175H257L256 173H258V172H261V176H263L264 175V156H262L261 157V155H262V153H264V151L262 150L261 152L262 153H260V149H264ZM30 132H32L31 130H29ZM263 131V132H262ZM22 132H24V130L22 131ZM37 132V131H36ZM188 132H191V131H188ZM212 131L210 130V131H208V132H206V134H207V136L209 135V134H212L211 133ZM25 133H27V132H25ZM263 133V134H262ZM205 134V135H206ZM207 136L205 137V138H207ZM209 137V136H208ZM258 139V140H257ZM260 140H262V141H260ZM257 141H259V142H257V144H256V146H254V144L253 143H256ZM261 143V145H259ZM40 144V143H39ZM38 144V145H39ZM43 143H41L39 146H41ZM37 144H33L32 145V147H37L36 146ZM259 145V146H258ZM44 145H42V147H43ZM254 146V147H253ZM42 147H37L39 150L42 148ZM77 146H75L74 148H73V150L76 148ZM257 147V148H256ZM1 149V148H0ZM28 149H29V151H28ZM27 149V151H25V152H28V155H29V153H33L35 150H36V148H31V147H29ZM30 149H33V152H32V150H30ZM4 147L2 148V151H0V154L2 153V154H4ZM250 150V151H251ZM249 151V152H250ZM24 152V153H25ZM55 151H52V153H51V151H48V155L50 156V158L51 157H55V155H56V153H54ZM254 152H255V155H254ZM24 153H22V155L24 154ZM53 153H54V156H53ZM66 153V152H65ZM65 153H62V154H65ZM68 153V152H67ZM257 153H259V154H257ZM26 155H27V153H25ZM24 154V155H25ZM51 154V155H50ZM61 154V155H62ZM22 155H19L18 157L21 159V157H22ZM257 155H259V156H257ZM21 156V157H20ZM48 157V156H47ZM46 157V158H47ZM256 157L258 158V159H256ZM19 158H17V161H19L20 159ZM41 158H44V160H46L45 159V157H41ZM47 159H49V157L47 158ZM256 159V160H255ZM260 159L263 161V166H261L262 165V161H260ZM258 162V163H257ZM253 163V164H252ZM254 165V166H253ZM255 165H256V167H255ZM259 165V166H258ZM258 166V167H257ZM0 167H2V166H0ZM28 169V168H31V169H33V167L34 166H22V167H20L19 169H20V172H23V174L24 173H26L27 171H26V168ZM253 167H255V168H253ZM23 168H25V170H23ZM252 168V170L250 171V169ZM260 168H263V169H260ZM1 170V172L2 173H4V172H6L5 170H3L2 168H0ZM19 169L18 170H16L15 171V173H17V171H19ZM253 169H257L256 171L254 170L253 171ZM3 170V171H2ZM23 170V171H22ZM30 170V169H29ZM34 170V169H33ZM260 170H262V171H260ZM31 171V170H30ZM254 172V173H253ZM227 173V174H226ZM29 174V173H28ZM233 175V172H225L224 173V175L222 176V180L221 179H215V180H213V182H214V184H213V182L212 183H210V187H211V190L210 189H208V187H207V192L205 193V196H204V198H203V200H200V199H196V200H191V201H188V203H186L187 205H184V204H182V205H184V206H186V207H184V206H181V204H169L168 205V210H167V212L169 213V218H167L168 217V213L167 212H165V213H167V214H163L164 216H162L161 218H159V219H157V220H155L154 221V224H153V226L150 224L148 227L154 232H152L149 228V230H147V231H142V233L141 234H143V233H145V234H143L144 236H146V233L148 232L149 233V235L147 234V236L144 238L143 236H141L140 235V237H142V239L141 238H139L140 240H138V241H135V240H137V237H136V235L137 234H140V232H141V230H136V231H134L132 234H131V236H130V239L128 240V241H126V242H124V244H122V246H121V249H120V252H121V255L120 256H116L115 254H117V253H115V252H110V253H107L106 255H103V256H99L98 258H96L95 259V257H87L88 255H89V253H88V255L86 254V258H85V255H84V257L83 256H81L79 259H78V262L81 264H85L86 263V261H87V264H109L110 263V261H112L110 264H118L120 261H121V259H123V258H128L132 253H147V252H149L150 250L148 249L149 247L151 248H153V246L155 247V245L156 244H158V238H163V237H166L167 236V231H169V238H174V235H175V233L176 234H178V235H180L181 234V232L185 229V230H187L186 228H184V226H185V223H187V221H188V223H187V225H186V227H190V226H192V221H190V219L191 218H189V215L187 216V215H185V216H187V217H180L182 214H181V212L183 213V214H189L190 212H188V209H189V207L191 208L192 206H194V205H196L195 207H197V205H198V207L197 208H195V209H198L199 208V211L198 210H193V211H197L198 212V215H197V218H198V216H199V219H197V221L195 220V227L197 226V225H199L200 224V222L202 221V219H203V217L205 218V216H207L208 215V213H209V209L211 208V206L213 205V204H211L210 202H211V196L213 197L214 195H216V194H218L219 192H221L223 189H225V188H223V187H227L228 185V182L230 181V179H231V177H232V175ZM250 174V175H249ZM24 175H26V174H24ZM228 179H225V177ZM173 176H169V177H164V179L163 180H165L166 178H169V179H171ZM175 178H177V177H173V180H171V181H174L175 180ZM162 179H161V181H162ZM169 179H167V181L169 180ZM177 180H178V178H177ZM177 180H175V181H177ZM167 181H165V182H167ZM215 181H216V183H215ZM163 182V181H162ZM220 182V183H219ZM223 182V183H222ZM164 183V182H163ZM168 183V182H167ZM172 183L173 182H170V185H172ZM175 183H178V182H175ZM175 183H173V185H175ZM169 184V183H168ZM31 186H32V184H31ZM33 186H34V184H33ZM36 187V186H35ZM228 188V187H227ZM78 188H76V190H77ZM210 190V191H209ZM228 190V195H229V197H233V198H231L230 200L233 202L234 200L236 201V199L235 198H237L238 199V194H237V191H236V189H231V188H229V189H227ZM216 191V192H215ZM214 193H216V194H214ZM230 193H233L232 194V196L230 195ZM210 194V195H209ZM214 194V195H213ZM51 196V195H50ZM51 197H54V198H57V195H55L54 196V194H52V196ZM211 198L210 199V201H209V199L208 198ZM70 199L69 198H66L61 204L63 205L64 203L66 204V206H68L67 205V202L69 201ZM204 200H205V202L206 203H210V204H208V205H204L203 204V202H204ZM208 202H207V201ZM262 200H264V199H262ZM261 200V202H259V203H261V205L260 204H258V207L256 208V210H255V207H256V205H255V207H254V209L252 210V211H250L249 212V215H248V213L246 214V215H244V216H246V217H244V216H242V219L241 220H239V221H237V222H235V223H237V224H234V223H232V224H227L228 226L227 227H229V228H227L226 227V225H225V223L223 222L224 221V219L223 218H218V217H220V215L219 214H217V215H214V216H209L210 218H208V217H206V219L207 220H209V223H208V229H207V231H206V233L203 231L204 229H202L203 227L201 226V229H202V231H200V233H196L195 231V234L197 235V236H201V237H204V238H202L201 239V243H199V244H197V245H195V246H192L193 247V249H192V247H190V248H188L189 247V245L187 246V243L185 242L186 240H187V237L186 236H183L182 238H180V239H178L177 240V238H176V241H175V243H174V245L173 246H175L179 241L180 242H185L186 243V246H184V244L182 245V246H184L183 247V252H184V255H178L179 257H177L178 259L176 260V262H175V264H199V263H201L202 261H200V259L201 260H205V258H206V261H204V263H201V264H263L264 263V202ZM235 201L233 202V203H235ZM204 202V203H205ZM237 202V201H236ZM69 203V202H68ZM70 203H71V200H70ZM69 203V204H70ZM60 204V205H61ZM64 204V205H65ZM194 204V205H193ZM204 206H203V205ZM173 205H174V207L176 206L177 208H174L173 207ZM202 205V206H201ZM44 207V206H43ZM58 207V206H57ZM64 207V206H63ZM181 207V208H180ZM184 208H186V209H184ZM171 209L173 210V211H171ZM192 209V208H191ZM190 209V210H191ZM193 209H194V207H193ZM259 209V210H258ZM177 210V211H176ZM179 210H181V211H179ZM182 210H184V211H182ZM189 210V211H190ZM255 210V211H254ZM193 211H191V213L193 212ZM206 211L208 212L207 214H206ZM254 211V212H253ZM170 212L172 213V214H174V215H172V214H170ZM188 212V213H187ZM201 212V213H200ZM251 212H253L252 214H251ZM181 215H180V214ZM204 213H205V215H204ZM255 213V214H254ZM178 214V215H177ZM203 214V215H202ZM251 214V215H250ZM171 215H172V217H171ZM176 215V216H175ZM180 215V216H179ZM201 215V216H200ZM219 215V216H218ZM175 216V218H177V220L175 219V221H174V219H173V217ZM180 218H179V217ZM182 216H184V215H182ZM203 216V217H202ZM215 216L217 217V218H215ZM166 217V218H165ZM44 218H46V219H49L48 218V216H45ZM173 219V222L171 223V222H169V220H172ZM180 220H179V219ZM183 218V219H182ZM214 218V219H213ZM244 218V219H243ZM261 218V219H260ZM166 219H168V220H166ZM222 219V220H221ZM43 221H46V220H44V219H42ZM193 220V219H192ZM199 220V221H198ZM205 220V219H204ZM212 220H216L217 222H218V220L220 221V222H218V223H220L219 225L221 226H219L218 227V229H216L217 227L216 226H218V223H216V221H212ZM48 221V220H47ZM191 223H190V222ZM211 221V222H210ZM163 222V223H162ZM197 222V223H196ZM224 223V227H225V230L224 231H222L221 229H223V223ZM244 222V223H243ZM163 225V226H160L161 224ZM170 223V224H169ZM184 223V224H183ZM191 225H190V224ZM261 223V224H260ZM171 224H172V226H171ZM175 224H176V226H177V224H178V227H176L175 226ZM180 224H183L184 226H183V228L182 229H179V228H181V227H179L180 226ZM213 224V225H212ZM214 224L216 225V226H214ZM39 224H35V226L37 227ZM190 225V226H189ZM201 225V224H200ZM247 225V226H246ZM35 226H34V228H35ZM152 228H151V227ZM156 226V227H155ZM168 227V230H167V228L166 227ZM212 226H214L213 227V229H212ZM231 226V227H230ZM159 227H161V228H159ZM194 227V228H195ZM210 227H211V229H210ZM38 228L40 229V225L38 226ZM153 228L155 229V230H153ZM175 228H176V230H175ZM194 228H192L193 230H194ZM39 229H36V230H39ZM164 229V230H163ZM182 230V231H179V230ZM210 229V230H209ZM215 229V230H214ZM35 230V229H34ZM159 230H160V232H159ZM173 230L175 231V232H173ZM178 230V233L176 232ZM200 230V229H199ZM212 230V231H211ZM213 230H214V232L216 231L217 232V230L219 231V233L218 234H220V236H219V241L216 239L217 237H218V234L216 233V234H213L214 232H213ZM165 231H166V233H165ZM171 231H172V233H171ZM222 231V232H221ZM151 232V233H150ZM180 232V233H179ZM211 232H213V233H211ZM221 232V233H220ZM137 233V234H136ZM209 233H211L212 235H213V238H215L214 236H216V238L214 239L215 241H213V238H212V235L211 234H209ZM223 233V234H222ZM230 233V234H229ZM152 234H154V235H152ZM163 234V235H162ZM164 234H165V236H164ZM205 236H204V235ZM133 235H135V236H133ZM203 235V236H202ZM207 235H208V237H207ZM211 235V236H210ZM221 235L223 236L224 235V237H221ZM234 235V236H233ZM137 236H139V235H137ZM160 236V237H159ZM161 236H163V237H161ZM177 236V235H176ZM136 237V238H135ZM181 237V236H180ZM186 237V238H185ZM210 237H211V241H209L210 240ZM221 237V238H220ZM255 237V238H254ZM135 240H134V239ZM185 241H184V240ZM207 239V240H206ZM233 239V240H232ZM143 240V241H142ZM157 240V241H156ZM202 240H203V242H202ZM36 241V240H35ZM35 241H33L34 243L33 244H35ZM133 242V243H132ZM134 242H136L137 244H135ZM156 242V243H155ZM206 242V243H205ZM212 242H214V243H216V244H214V243H212ZM38 243V242H37ZM125 243H128V245L127 246H125ZM130 243V244H129ZM133 244V246H135L134 247V249H132L133 248V246H132V248H131V246L130 245H132ZM210 243H211V245H210ZM221 243V244H220ZM182 244V243H181ZM202 244H203V246H202ZM251 244V245H250ZM38 245V244H37ZM178 245V244H177ZM177 245L175 246L176 247V249H175V253H177V254H183V252H181L180 251V249H179V247L181 246V245H179V247H177ZM213 245V246H212ZM172 246V248H175V247H173ZM191 246V245H190ZM201 246V247H200ZM224 246V247H223ZM111 247V246H110ZM123 247H125L124 249H123ZM130 247V248H129ZM185 247H187L188 248V250H186L187 248H185ZM197 247H198V250L201 248V249H203L204 251H202L201 249H200V251L198 252L197 251ZM22 248H24V246H22ZM129 248V249H128ZM152 248H151V250H152ZM178 248V249H177ZM181 248V247H180ZM206 248V249H205ZM233 248V249H232ZM128 249V250H127ZM154 249V248H153ZM195 249V250H194ZM211 250V251H208V250ZM223 249V250H222ZM241 249V250H240ZM124 250H127V251H124ZM145 250H146V252H145ZM178 252H177V251ZM208 251V253H209V255L207 254V253H205V251ZM133 251V252H132ZM188 251V252H187ZM199 253H197V252ZM206 251V252H207ZM125 253V255H124V253ZM180 252V253H179ZM196 252V253H195ZM210 252H211V254H210ZM247 252V253H246ZM122 253H123V255H122ZM188 253V254H187ZM194 253V254H193ZM206 254V256L204 257V259H202L203 258V254ZM111 254V255H110ZM5 255V253L3 254V256ZM108 255V256H107ZM197 257H196V256ZM209 257H208V256ZM115 256V257H114ZM126 256V257H125ZM191 256V257H190ZM35 257V256H34ZM33 257V258H34ZM38 257V256H37ZM37 257H35V258H37ZM112 257H113V260H110V259H112ZM117 257V258H116ZM182 257V258H181ZM188 257V258H187ZM260 257V258H259ZM94 258V259H93ZM120 258V259H119ZM185 258H187L186 260H185ZM200 258V259H199ZM263 258V260H260V259H262ZM82 259V260H81ZM87 259H89V260H87ZM199 259V260H198ZM209 259V260H208ZM31 260H33V259H31ZM118 260V261H117ZM208 260V261H207ZM35 261V260H34ZM108 261V262H107ZM184 261V262H183ZM197 261V262H196ZM199 261V262H198ZM77 262V263H78ZM107 262V263H106ZM206 262V263H205Z\"/></svg>","mask_w":264,"mask_h":264}]
</instances>
